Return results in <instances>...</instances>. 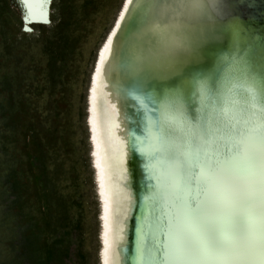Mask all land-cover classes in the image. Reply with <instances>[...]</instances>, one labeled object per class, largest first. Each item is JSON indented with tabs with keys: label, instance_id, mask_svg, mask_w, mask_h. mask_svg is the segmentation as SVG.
<instances>
[{
	"label": "snow or ice",
	"instance_id": "1",
	"mask_svg": "<svg viewBox=\"0 0 264 264\" xmlns=\"http://www.w3.org/2000/svg\"><path fill=\"white\" fill-rule=\"evenodd\" d=\"M191 4L133 0L130 14L139 12L143 29L136 71L170 80L206 29L221 23ZM228 26L229 47L210 69L160 93L136 85L141 128L129 144L141 154L149 184L127 264H264V105L243 104L239 85L225 87L217 71L230 53L246 60L264 50V38L241 41L246 30L231 20Z\"/></svg>",
	"mask_w": 264,
	"mask_h": 264
},
{
	"label": "rangeland",
	"instance_id": "2",
	"mask_svg": "<svg viewBox=\"0 0 264 264\" xmlns=\"http://www.w3.org/2000/svg\"><path fill=\"white\" fill-rule=\"evenodd\" d=\"M121 0H52L23 31L0 0V264H98L86 91Z\"/></svg>",
	"mask_w": 264,
	"mask_h": 264
},
{
	"label": "water",
	"instance_id": "3",
	"mask_svg": "<svg viewBox=\"0 0 264 264\" xmlns=\"http://www.w3.org/2000/svg\"><path fill=\"white\" fill-rule=\"evenodd\" d=\"M21 1L23 4L19 0H13L21 14L23 31H31L30 24L36 21V18L26 14L25 7L31 8L32 14L41 17L43 22L49 21L47 10L50 0L46 4V13L39 10L45 5V0ZM122 1L118 8L122 5ZM132 4L133 0H129L124 18L104 58L100 85L95 98L97 102L96 114L93 116L95 120L92 124L95 134L97 131L99 133L97 151L100 158L95 167L97 166V171L101 175L102 193L108 198L109 205L107 218L110 229L108 228L109 247L105 253L106 264H127L129 257L134 254L137 229L144 215V196L148 189L145 194H143V189L146 185L148 187L149 181L148 178L144 180L142 175V172L147 173L141 154L131 150L129 144L130 135L139 134L141 128L142 112L135 98L138 94L135 92L136 85L143 82L149 91L160 93L165 86L175 85L181 79L195 73V71L188 70L186 72L183 67L187 63H184L170 80L164 82L156 78L145 77L143 73L135 70V57L143 44V29L139 12L130 14ZM214 27L231 38L232 33L223 31L220 23L214 24ZM251 37L250 34L240 39L249 41ZM190 58L192 57L189 56L187 60ZM216 58L213 60L214 63ZM197 61L201 62L200 59ZM107 100L117 103V112L110 108ZM115 117H118V121L122 123L118 134L116 128L114 129L112 125L114 129L112 132L110 126L111 120L114 121ZM113 135L121 136V145H117Z\"/></svg>",
	"mask_w": 264,
	"mask_h": 264
},
{
	"label": "bare ground",
	"instance_id": "4",
	"mask_svg": "<svg viewBox=\"0 0 264 264\" xmlns=\"http://www.w3.org/2000/svg\"><path fill=\"white\" fill-rule=\"evenodd\" d=\"M19 2L23 4L21 0H19ZM122 2H123L122 5H120V7L117 9L116 15L111 22L112 26H110V28L105 33L102 41L100 42L96 50V55L94 58L91 72L89 74V82L86 91V127L88 131L89 157H90V165L93 171L95 192L99 205L98 206V224H99L98 264H106L107 259L105 258V253H107L109 247L108 228L110 226H109V220L107 218L108 217L107 211L109 209L108 198L106 197L105 194L102 193L103 191L102 178H100L101 175L99 171H97L98 170L97 166L95 167V165L98 162V158H100L99 153L97 151V146L99 142V133L97 131V134H95L92 124H93V120H95L93 119L94 118L93 116L96 114L95 108L97 106V102L95 98H96L97 89L100 85L99 83H100L101 70L103 67V61L109 51L115 32L119 28L124 18L129 0H123ZM47 3L48 0H45V5L41 7V9L39 10L46 13ZM51 4H52V0H50L47 10V17L49 21L46 22H43L41 17L34 16L32 14V11L30 10L31 8L27 9L25 7L24 10H26V14H30L31 16L36 18L34 24L46 25L50 22ZM231 10L232 11L226 18L220 20L221 21L220 25L222 26L223 31H225L226 33H232V30L228 26L229 21L231 20V23L234 27L239 28L240 26H242V28L246 30L245 34L241 37L246 38L250 34L252 35L251 39L248 42H251L252 38L254 37L264 38V0H234L233 7L231 8ZM233 17H239V24H237V21L233 19ZM44 19H46V17ZM206 32H207L206 38L195 49L192 56H190L192 58L186 61L187 64H185L183 67L186 72L188 70V71H195L196 73L210 69L214 64L213 60L216 57H218V55H220L223 51H226L228 49L231 39L228 35L223 34V32H221L220 29L214 27V25H211L209 28H207ZM256 52L264 53V50H261L259 47H257ZM197 59H200L201 62H198ZM107 95L109 96V93ZM104 96L106 97V95ZM108 102L111 106L110 108L113 111L117 112V103L115 102L111 103L110 100H107V104ZM112 125L114 126V129L116 128V132L118 134L122 126L121 121H118V117H115L114 121L111 120L110 126L113 132L114 129H112ZM113 138L117 142V145H121L122 141L120 135H118V137L116 135H113ZM142 175L144 176V180H147V174L142 172ZM147 189L148 187L146 185L143 189V194L146 193Z\"/></svg>",
	"mask_w": 264,
	"mask_h": 264
},
{
	"label": "clouds",
	"instance_id": "5",
	"mask_svg": "<svg viewBox=\"0 0 264 264\" xmlns=\"http://www.w3.org/2000/svg\"><path fill=\"white\" fill-rule=\"evenodd\" d=\"M234 0H192V9L208 20H222L230 14ZM235 49L233 48V51ZM239 53L235 59L224 60L218 64L219 78L224 81L225 87L239 85L238 96L245 105L253 102L264 105V53L255 52L246 60H240ZM202 77V81L209 80ZM216 78H211V84L216 86ZM197 89L199 84H197Z\"/></svg>",
	"mask_w": 264,
	"mask_h": 264
}]
</instances>
